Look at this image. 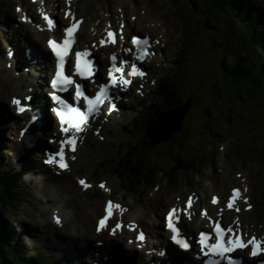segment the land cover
<instances>
[{
    "label": "rangeland",
    "instance_id": "1",
    "mask_svg": "<svg viewBox=\"0 0 264 264\" xmlns=\"http://www.w3.org/2000/svg\"><path fill=\"white\" fill-rule=\"evenodd\" d=\"M23 1L0 0V28L1 25L8 24L12 28V31L17 32H10L8 34V36L13 37L8 40L11 44L19 37L21 39L24 37L26 41L34 43L35 35L31 34L26 28L18 27V18L16 15L13 16L14 7L19 6ZM45 1L54 3L57 8H60L63 4L62 0ZM84 1L79 0L77 5L78 10L83 11V15H85L83 18L89 19L92 16V23L99 24V28H101L104 24L103 20L105 17L111 14L112 0H86L89 2L87 9L84 8ZM117 1L119 3L126 2L129 6H139L141 8L139 12L142 15L145 9H149L153 12H158L161 19L167 20L172 18L175 23L181 21L183 25V34L180 36L182 46L177 47L178 50L174 48L170 50L171 59L175 60L177 56L182 54L185 56L182 64L180 63L181 80L179 83L175 82V80L180 76L177 74L173 76L175 84L180 88V95L176 93L174 101L167 103L164 108L184 102L188 97L192 98V102L188 113L183 117V129L179 134L177 133L178 141H174V137L168 139L166 142L155 145H151L147 141L146 144L149 145V148L141 153L140 158L144 162L142 170L156 171L158 169L163 170L161 168L164 167L169 174L166 175L165 173L156 172L151 177L150 184L143 181L142 183L129 186L123 181L126 179V174L129 173V163L126 162L127 164L125 166L116 157L120 153L125 152L128 145L131 146V149H140L139 143L141 141L144 142L146 139L141 116L146 115L148 113L147 111L151 109L146 104L152 103V101H149L152 99L151 94L149 96L147 94L144 99H139L137 96H132L135 93L134 89H132L133 92L130 94L129 101L124 104L125 107L123 106L124 110L120 116L116 115L109 119L111 120L117 117V119L119 118L117 120L119 123H116V126L112 128L111 133L107 136L109 142L106 145L104 154L102 156H96L89 153L87 156L79 157V161L75 163L77 166L76 170H71L69 173L61 174V176L50 172L47 166L43 167L40 165V149L50 146L48 140H45L48 132L33 130V132L39 133L41 137L43 147H40V149H34L39 144L37 142H29L31 141L30 137L25 140V145H20V141L17 140L16 142L14 139V133L12 135L9 132L2 134L3 137H0V147L7 149L4 153L0 151V157L3 156L5 158L6 166H4V169L12 168L24 173L21 186L24 193L23 199H25L26 204L25 207L20 209V214L12 217L0 211V226L9 236L13 235L17 237L19 234L24 236L23 240L27 245L26 247L29 253L41 254L47 257L51 264H59L56 254L61 252H55L51 248L52 246L50 248L48 247L50 244L46 240L49 241L50 239H44L43 237L40 240H35L36 238L39 239V237H42V230H38L29 235L22 232L20 223H31L35 220V217L39 220L42 211H48L49 209L51 212L54 208L63 209L67 213V216H65L67 220L70 219L71 221L77 222L74 219V213L77 208H84L93 213L96 207H98L101 213L102 202L110 194L111 198L127 203L129 211H124V213L128 214L130 220L136 221L138 218H142L140 225L146 230L155 232L151 238V246L153 244L157 246L161 244L159 241H163L164 239L159 228L162 214L172 202H177L181 197L184 199L189 192H195L199 198V205L201 206L204 200L208 202L211 193L221 197L230 187L240 185L242 191L244 189L245 193H249L250 203L253 206L250 210L251 219L257 220L255 225L264 230V156L260 153V149L264 147V89L260 91L254 89L252 88V84L243 80H238L234 84L235 88L231 89L229 87L230 84L224 81L226 74L223 72L224 68L222 69V64L231 68L235 60H239L238 57L245 56L241 46H231L234 45L233 41L223 39V37H229L228 32H226L228 29L225 26L224 16L221 18L218 15L217 18L211 19L212 14L210 11L212 5L207 0ZM255 1L256 4L264 2V0ZM26 4L35 7L37 4L41 5V2L26 0ZM192 6L195 9L197 8V13L192 9ZM199 8L200 10L198 11ZM115 9L121 10L122 7L118 5L115 6ZM96 13L100 15L99 18H97L98 14ZM10 16H13V18L9 19ZM37 16L35 14L36 19ZM5 18L9 19L8 23H5ZM133 18V16H130L126 19V22H129L132 26L131 30H135L136 32H140L144 27H148V24L153 25V23L142 24V28L139 30V23H137L138 21L133 22ZM113 19L115 20V25L112 27H117L120 20H116L115 16ZM208 21L217 23L219 28L213 30L208 25ZM180 29H182L181 26H179L178 30ZM151 37L153 38L154 36L151 35ZM0 47L2 48V57L4 58L7 44H5L1 35ZM42 48H44L43 44L37 43V51H42ZM159 53H156L157 56H160ZM162 54L164 55V51ZM257 54V49L247 48L246 63L250 69L258 71L260 61ZM177 62L179 61L177 60ZM3 64H5L4 60H0V79L3 78L5 84L14 86L13 80L9 82L4 79L3 75L5 70L3 69ZM35 67L38 70L41 69V65L40 67L38 64L32 66V68ZM177 67L169 65V70L157 69L158 80L172 75L177 70ZM149 68L152 70L151 67ZM28 69L29 73L25 69L22 72L17 71L15 78L37 80L39 72L31 68ZM10 95L18 96L20 94L14 92ZM39 97L44 99L42 94ZM160 101L159 105L161 104ZM259 101L263 102L258 103ZM135 112L138 114V117H136L137 119L134 124L132 123L133 125H129V118H135ZM129 113L132 114L130 117ZM123 118L128 120L125 119L123 122L120 120ZM11 120L8 114H1L0 130H3L5 125H14V122H17L15 119L13 120L14 122ZM53 132H56L55 127L51 129V133ZM132 139L137 142H133ZM199 148L202 152L198 150ZM30 151L33 152L28 154ZM181 151L182 153L180 154ZM210 155L212 159L208 163L204 156L208 158ZM171 156L173 161H171ZM185 157H190L194 161L191 163H196L193 168H197L201 172L200 177L194 175L195 171L188 175L176 173L179 172L181 167L179 162ZM133 159H135V155L129 157L128 154L127 158H123L122 161H131ZM106 161L108 163L105 168H102ZM207 163L209 166H205ZM112 166L117 171L125 166L126 171L122 176L121 174L110 176L109 168ZM165 176L169 177L168 180L164 179ZM79 177L86 178L96 187L94 186L85 193L81 192L75 181ZM43 178L45 179L43 180ZM42 180L51 182L55 186V189H52V194L56 196L54 201L50 198H44L42 184L39 183ZM101 181L107 191L99 186ZM213 186L218 187V191L212 192L211 188ZM124 187H129L132 191L130 193L128 192V194L124 193ZM203 194H205V199L201 196ZM165 197H167V200L170 199L167 206ZM78 212L79 209H77ZM122 213V210L118 212L119 215ZM94 220L95 217L91 219L92 223ZM80 224L84 226L83 229L89 228L87 219L82 220L81 218ZM185 227H187L186 224ZM185 227L183 226V229ZM155 236L157 238H154ZM57 238L53 236V239H56L55 242L58 240ZM106 240L109 241V239ZM115 240L122 243L119 245L121 246L120 253L115 250L116 261L118 263L142 264L137 259L129 262L131 258H129V251L124 248L125 241H121L118 238ZM111 241L103 249L112 248V244L113 248H116V242L112 243ZM28 242L31 244L28 245ZM94 246L92 245L94 251L97 252ZM103 249L101 250L102 254H104ZM83 262L86 264L88 260ZM64 264H67V262H64Z\"/></svg>",
    "mask_w": 264,
    "mask_h": 264
},
{
    "label": "bare ground",
    "instance_id": "2",
    "mask_svg": "<svg viewBox=\"0 0 264 264\" xmlns=\"http://www.w3.org/2000/svg\"><path fill=\"white\" fill-rule=\"evenodd\" d=\"M18 1L20 0H16V2ZM63 1L64 0H62V2ZM66 1L70 2L69 6H65L63 3L60 10L62 11L63 14L70 12L71 15L67 16L66 19L62 20V26L67 25L70 21H72L73 17L81 21L79 29L77 31V41L73 47V50L83 51L87 49L89 56L94 57L98 63L100 62V65L102 66L106 65V67H108L110 65L108 54H111V53H116L119 57V60L121 59L126 60L125 49H126L127 43L125 42V37L128 36L129 30L132 27L130 23L125 22L126 18H129L130 16H135L136 21H138L137 23H139L138 24L139 30L142 28L141 27L142 24L153 23V25L149 24L148 28L146 29L143 28L140 31L142 34H145L146 32H150L152 35L155 36L154 39L159 41V44L154 42L152 44V49H156L157 51H159L160 49L166 50L164 52V59H158V62L152 64L153 70H151L150 72H147L144 76H142L139 79L133 78L131 76L130 77L127 76L130 63L129 64L125 63L123 65V69H124L123 75L127 79L132 80V85L129 88L126 85H123L122 81H119L120 86L115 87L114 89L115 92L117 93H127V92H130L132 88L137 89L138 93L135 92L133 96H137L139 99H141L144 95H147L151 90H153L154 88L152 87V84L155 82L156 79H158V76L155 75V70L158 68H160V70L161 69L169 70V65H172L174 61V59H171L170 57V50L173 48L178 50L177 47L182 46L180 36L183 34V25L181 24V21L180 22L177 21L175 23L172 18H169L167 20L161 19V16L159 15L158 12H153L149 9H145L142 15L139 12V10L141 9L139 8V6H135V5L129 6V4L126 2L119 3L117 0H112L111 1V5H112L111 14L108 17H105V19L103 20L104 24L102 26V28L106 27L108 29H106L105 32H103L102 29H99V24L97 25V23H92V19H91L92 16L89 19H86V18L83 19V17H85V15H83V11L81 12L77 8L79 0H66ZM51 3L52 2H49V1H46V2L42 1V6L40 7L39 14L44 13V14L58 15L57 7ZM88 3H89L88 1L86 0L84 1L85 9L88 8ZM37 5L35 7L31 5H27L26 0H24L19 5V8L13 12L14 13L13 16L16 15V17L20 21H22L24 24H27L23 26L24 28L28 27L29 20L31 18L33 19L36 13ZM118 5L122 7L121 10L115 9V6H118ZM13 16H10L9 19L13 18ZM99 16L100 15L98 14L97 18H99ZM114 16H120V19L122 20L119 22L117 29H125L119 36L116 46L111 45L108 42V37H107V32L109 30H112L111 27L115 25V20L113 19ZM111 17L113 18L110 19ZM9 19L5 18L4 20L5 23H8ZM37 24L39 25L38 27L29 24L30 27L33 29L32 31L34 32V35H35L34 41H36V43H42V40H41L42 37H47L51 35L63 36L61 30H56L54 28L48 29L46 25L44 24V22H41L39 19L37 20ZM179 26H181L182 29L178 30ZM10 32L13 33L16 31H12V28L8 24H5L4 26L1 25L0 35L3 37L5 44L8 45V51L11 52V57L13 58L12 62L20 63L22 65L23 64L28 65V61L23 54L24 44L27 43L26 48H28L31 53L33 52V56L30 60L35 59L39 61L40 59H43L42 66H44L45 69H50V71H53V65L55 61L53 59L51 60L49 55L45 52V50H48L47 41L50 40V38L43 40L45 41L44 48H42V51L40 50V52H38L36 49L37 44H35V42L34 43L28 42L24 38L21 39L19 37L14 40L13 44L9 43L8 40L13 38L12 36H8ZM186 32L188 33L187 29H186ZM101 39L105 40V43L103 46H101L99 43ZM0 60H2V48L1 47H0ZM74 61H75V57L73 61L71 58L67 61V64L63 63L61 71L65 72L67 70L70 74L74 73V68L72 66V62L74 63ZM118 65L120 66L119 63ZM103 69L104 71H101L99 69L98 74L100 73L104 77L101 80L107 81L105 78L107 75V71L105 70V68ZM14 71L16 70H7V72H4L3 77L5 80L9 82L13 80V85L15 87L12 86L11 84H5L3 81V78L0 79V116L3 113H7L9 115L8 116L9 118L15 119L16 121H18L17 125H20L21 120H24V121L27 120V116H29V114H27L28 110L25 113L21 114L20 117L15 116L14 113H16L17 111L16 105H14L13 103L10 104V106L8 105L10 103L9 102L10 97L13 96L10 94H13L14 92H16L18 94H21L24 97H30L33 94L35 103H33L32 107L33 109L38 108L35 121L36 122L44 121V124L47 125L48 133L46 134L47 137L45 138V140H48L50 137V127L52 126V123H53L52 118L50 119V117L49 118L44 117L43 120H41L42 110H41V106H39L41 102V98L38 96V93L33 92V89H27V87H30V86L33 87L32 85L35 84L36 82H40V80L39 81L26 80V79L21 78L20 80L15 81ZM55 71L56 69L54 70V72ZM119 75L120 74L117 73V76ZM41 77H43V74L40 75V78ZM133 84H135V86H133ZM42 92L50 93V91L46 88L42 89ZM14 98H19V97L15 96ZM22 104L26 105L25 101H23ZM106 113H108L107 110H106ZM131 115L132 114L129 113V117ZM125 119L123 118L120 120L124 122ZM117 120H119V118L117 119V117H115L114 119H112L111 122L110 121L107 122L106 120L100 118L98 119V121L94 122V125L91 127V130H85V135L82 137V140H77L75 151L71 152V151H67L66 149L67 155L65 159L66 158L68 159V163H67V167L65 168V170L75 171L77 168L75 163L79 161V157L87 156L89 153L94 154L96 156H102L105 152L106 145L109 142L107 136L108 134L111 133L112 128L116 126V123H119L117 122ZM129 120H130L129 125H133L134 124L133 117H130ZM53 124L56 125V122H54ZM158 126H159V123H157L155 127L157 128ZM3 128L1 127V129L3 130H0V137H3L2 134H5L7 132H14L15 136L17 137V134H18L17 127H14L12 124H8V125H5ZM41 129L42 127L36 128L34 130H41ZM29 137L31 138V141L29 142L31 143L37 142L39 144V145H36L35 148L33 147L34 149H40V147H43L41 143V137L39 133H35V131L34 132L32 131L30 136L25 135L22 140L18 139L20 141V145H25V140L28 139ZM51 137H52V133H51ZM14 139L17 142V138H14ZM62 139L63 138H61V140ZM54 145L57 149L59 148L58 142L54 143ZM57 151L58 150H56L55 152ZM31 152L33 151L28 152V154H30ZM45 154H46V150L44 149L43 159L41 162V165L43 167H44ZM47 156L48 155H46L45 159L47 158ZM37 157H38V154H37ZM50 166L54 169H57V171H62L55 164H50ZM44 179L45 178H43V180ZM43 180L40 181L39 183L42 184L44 198H50L52 201H54L56 199V196L55 194H52L53 193L52 189L54 190L55 186L52 185L51 182H46ZM211 190H213V187ZM227 194H228V191H227ZM227 194H224L221 197V199H218L215 205L203 203L204 206L201 209V211H204V213L203 214L200 213V217L196 219L194 218V216L197 213L196 206H198L199 203H198V200L197 202H194V196H188L185 199H183V201L178 200L177 202H172L168 206L167 204H169L170 199L167 200V197H165L164 199L166 200L165 203H166L167 208L171 206L169 210L173 208L175 209L183 208L184 209V214L182 215L178 214L179 218L185 220L186 217H190V219H188L187 220L188 222L186 223L188 224L190 228L192 227L194 228L197 225V227L195 228L196 235L199 234L200 231H202V228L206 227L205 221L210 222V220H214V222H220L221 224H223L224 228L238 227L240 233L244 237L246 236L247 239L250 238L251 236H254L257 240L264 241V230L258 228L255 225L257 220L251 219L250 212H248L246 209V206L242 204V200L238 198L234 202V207L229 209L226 203L228 201V196L230 194L228 196ZM226 196H227V199L223 203V200L226 198ZM240 197L241 198L246 197L245 192H241ZM212 198L213 196L211 197V199ZM189 199L191 200V204L190 206H187L186 201H188ZM117 204L121 206L120 210L122 211L127 210L126 202L123 203L120 201V202H117ZM77 209H79L78 213H77ZM77 209L75 210V213H74V219L77 220V222L71 221L70 219L67 220V218L64 216L63 211H52L50 213L48 209V211L44 210L40 213L39 218H41V220H38L35 217V220H33L31 223H28V224L20 223V225L22 226L21 230L22 232L29 234V235L35 233L38 230H42V235L45 237V239L46 238L50 239L49 241L46 240L50 244L48 245V247L50 248V246H52L51 248L54 249L55 252L56 251L61 252L59 254L58 253L56 254L59 264H64V262H67V264H83L82 261L87 257H94L98 261L99 264H114L116 257L114 256L113 253L109 255H103L102 253H95L92 247V245L94 246V243L96 245L97 241L101 242V239H103L101 238L103 234L98 235L95 233V229H94L95 226H94V223H92L91 221L93 217L98 218L100 216L99 208L96 207L93 213H91V211L85 210L84 208H77ZM54 216L59 218V223H57L54 220ZM101 216H103V213L101 214ZM112 217L114 218V215ZM81 218L82 220H86V219L88 220L89 228L83 229L84 226L80 224ZM117 222H120L121 225L126 224V223H129V225H133L134 232L130 235V233L127 230H125V228L122 226L119 229H114L113 231H111V235L116 234L117 236H119V235H122L123 233H126L127 235L131 236L129 238H132L133 242L135 240V237L138 234H142L143 236H145L146 229L143 228L142 225H140V223L142 222V218H139L138 220H136V222H134V220L129 219L128 214H121L120 216L117 217ZM173 223L178 228L180 236L185 237L186 236L185 232L183 231L182 228L181 230L179 229L178 222L176 221ZM165 225H167L166 221H165ZM17 226H19V224H17ZM57 227H61V229H58ZM104 230H107V227H103L100 233H102ZM53 236L58 237L57 238L58 240L56 242H55L56 239H53ZM107 238L110 239L108 236ZM53 242L55 243L53 244ZM126 247L127 248H125V250L133 249L131 248V246H128V245H126ZM146 249H149V247H147ZM162 250L164 249L161 248L160 251ZM249 250L246 252L240 251L239 253L246 254L244 256H245V259L249 262V264H252L253 262H258V259H257L258 257L250 258L248 256ZM116 251L120 253V250H116ZM196 251H198L197 248H195V251H190V253H192L191 255L193 256V253H195ZM29 256H32V255H29ZM167 256L169 258H173V254L171 252H167ZM259 257H262L264 259V253ZM159 259L161 260L162 258H159ZM133 260L134 259H131L129 260V262H132ZM156 264H166V263L162 261ZM170 264H178L177 259L173 258Z\"/></svg>",
    "mask_w": 264,
    "mask_h": 264
},
{
    "label": "trees",
    "instance_id": "3",
    "mask_svg": "<svg viewBox=\"0 0 264 264\" xmlns=\"http://www.w3.org/2000/svg\"><path fill=\"white\" fill-rule=\"evenodd\" d=\"M212 9L211 14L213 18H217L218 15L225 18V26L228 29L229 37H223L224 40L233 41L234 45H239L243 48L245 56L238 57L239 60H235V63L231 68L222 64L224 73L226 74L225 82L229 83V87L234 89V84L238 80H243L252 84L254 89H264V2L256 4V1L252 0H210ZM200 8L198 9V11ZM191 12V10H190ZM212 28H219V25L210 21ZM225 32V33H226ZM237 43V44H236ZM247 48L257 49V57H259L260 64L257 70H252L246 63ZM229 69V70H228ZM225 76V75H224ZM176 89L175 85H172L168 81H163L160 84L157 95L162 102L167 103ZM238 92V91H237ZM242 99V97H240ZM263 102L259 101L258 103ZM175 141V138L173 139ZM140 149L133 148L129 152L123 153L117 160L126 166V162L129 163V173L126 174V179L123 180L129 186L136 185L146 181L151 182V177L158 172V170L148 171L142 170L144 162L140 159L141 153L146 151L147 144L142 141ZM130 149V146H129ZM260 153L264 156V147L260 149ZM131 155H135V159L129 161H122L123 158H127ZM191 159H182L180 162L179 172L185 174L191 173L193 169ZM103 164L102 168H105L106 164ZM5 158L0 157V210L16 214L19 207H22L23 190L20 189V177L21 173L12 169H4ZM123 166L117 171L114 166L109 168L110 176L116 174L125 173L126 169ZM116 170V171H115ZM142 170V171H140ZM177 173V172H176ZM116 175V176H117ZM128 189L129 187H124ZM6 232L0 226V264H50L45 258L39 259L40 256H29L26 248L13 237L7 238ZM46 260V261H43Z\"/></svg>",
    "mask_w": 264,
    "mask_h": 264
},
{
    "label": "snow or ice",
    "instance_id": "4",
    "mask_svg": "<svg viewBox=\"0 0 264 264\" xmlns=\"http://www.w3.org/2000/svg\"><path fill=\"white\" fill-rule=\"evenodd\" d=\"M71 13H66V16H70ZM44 20L48 24H52L53 21L45 15ZM80 24V20L76 18H72V21L70 25L63 30V39L62 42H57L54 40H48V46L50 50L55 54L56 57V71H55V78L52 79L51 85L53 89L57 87H63L65 85H73V77L71 75H64L61 71L62 68V62L64 61L66 55L68 54L71 44L73 43L74 39V33L76 32L78 25ZM107 37L110 42H115V34L113 31L109 30L107 32ZM132 43L134 45H137L139 47V50L143 53L146 52L145 47H140L141 45H147L149 43V39L145 38L143 40L137 39V37L133 36ZM100 45L103 46L105 43L104 39H101L99 41ZM87 49L83 51H76L75 52V71L76 74L84 77L86 73L88 72V65L89 61L84 60L83 63L81 61V57H87L88 56ZM143 58V57H141ZM112 61H115L116 58L110 57ZM126 63L124 60H120L119 64L120 67H117L115 63L112 64L111 67H109L107 72V83L110 86L118 87L119 81L123 82V85H129L131 84V81L127 79L124 75V69L123 65ZM114 73L120 74L118 77L114 76ZM139 75L144 76V73L139 70V68L133 64L131 66V70L128 71L127 76H133V75ZM75 99L82 100L83 104L87 106L89 113H95L97 112L98 105L101 102V97L105 95L106 89L103 85L100 86L99 91L95 94L94 98H89L88 96L84 95V93L81 91V86L77 83L75 84ZM51 100L54 101L56 104L59 105V107L56 108V115L60 120L61 124V132L67 133L68 129L67 127H64L65 123L72 124L73 120L76 121V124L74 127H79L86 119L87 117L83 115L81 112L77 110V108L70 107L59 95L56 94V92H52L50 96ZM25 100L30 99L29 97H25ZM12 103L16 105L18 112H23L25 110V105H23L18 98H13ZM107 103L109 105V108H114V105L112 104V98L111 96L107 97ZM70 114V118L66 121L65 116ZM59 143V149L55 153H48V158L45 160V163L48 164H55L58 168L65 169L67 167V163L65 160V150L74 152L75 151V144H76V138L68 135L66 139H62L58 141ZM78 183L84 187L87 188L89 185H87L86 181L84 179L78 180ZM101 188H105V185L101 183L99 185ZM239 189H233L231 197L227 201V207L229 209L234 207V199L238 198ZM245 202L247 201V198H243ZM217 198L213 197L212 203H216ZM191 200L189 199L186 201V205L190 206ZM120 208L121 206L118 204H115L112 201L106 202L105 207V216L100 218L98 221L99 227L97 228V231L100 230V227L105 225L106 219H108V215L111 213L113 208ZM250 207V205H249ZM184 214V209H171L168 211L166 215L167 220V228L169 229L171 233V240L173 243H175L178 247L181 249H188L189 243L186 241V239L182 238L179 234L178 228L173 223V218L176 217L177 220L179 219V215ZM203 214V213H202ZM54 220L59 223V218L54 216ZM211 222V221H210ZM214 223V227L212 228V233H214V237H212L209 233H205L201 231L199 233V237L197 240V243L201 246V251L205 256L213 255L218 256L224 259L228 260V264H235V261L233 258L229 255L234 249L236 248H245L250 247V255L251 256H257L260 253L264 252V241H257V239L253 236L250 237L247 241H245L242 238V234L239 231V228L236 227H226L222 228L219 224V222H212ZM117 229L122 227L120 223H117L115 226ZM129 227H134L133 225H129ZM227 234V235H224ZM137 241H141L143 239L142 234H138L136 237ZM210 239H214V242H209Z\"/></svg>",
    "mask_w": 264,
    "mask_h": 264
},
{
    "label": "water",
    "instance_id": "5",
    "mask_svg": "<svg viewBox=\"0 0 264 264\" xmlns=\"http://www.w3.org/2000/svg\"><path fill=\"white\" fill-rule=\"evenodd\" d=\"M193 8L195 9V7ZM190 103L191 98L189 97L183 105L165 112L158 118L159 130L155 134L151 132V129L147 130L151 144L165 142L171 135L181 130V121L187 113Z\"/></svg>",
    "mask_w": 264,
    "mask_h": 264
}]
</instances>
